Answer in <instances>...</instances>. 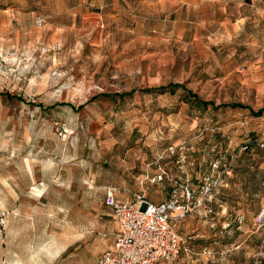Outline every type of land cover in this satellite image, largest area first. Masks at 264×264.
<instances>
[{"label":"rangeland","instance_id":"rangeland-1","mask_svg":"<svg viewBox=\"0 0 264 264\" xmlns=\"http://www.w3.org/2000/svg\"><path fill=\"white\" fill-rule=\"evenodd\" d=\"M260 109L264 0H0V166L7 145L43 160L24 180L35 226L0 231V264H38L27 242L71 227L73 264H96L114 240L106 187L165 200L216 160L230 173L211 211L173 212L181 250L156 264H264Z\"/></svg>","mask_w":264,"mask_h":264},{"label":"built area","instance_id":"built-area-1","mask_svg":"<svg viewBox=\"0 0 264 264\" xmlns=\"http://www.w3.org/2000/svg\"><path fill=\"white\" fill-rule=\"evenodd\" d=\"M63 135L68 133L63 125ZM176 148L166 149L174 154ZM184 162V155L179 154ZM229 167L221 166L220 160L211 164V172L200 177L198 184L188 183L171 189L169 197L154 202L144 194H134L128 200L117 198L119 190L114 186L105 189L104 204L110 209L116 223V237L113 245L104 250L97 264H156L160 260L175 258L180 250V241L172 220L173 212L185 216L191 208H207L211 211L213 198L226 184ZM162 175L154 176L151 181H159ZM7 209L0 207V228L7 221ZM264 219V210L256 216L257 221Z\"/></svg>","mask_w":264,"mask_h":264},{"label":"crops","instance_id":"crops-1","mask_svg":"<svg viewBox=\"0 0 264 264\" xmlns=\"http://www.w3.org/2000/svg\"><path fill=\"white\" fill-rule=\"evenodd\" d=\"M18 151L14 147L10 148L7 145V153L4 160L5 164L4 167L0 166V177L2 176L1 171L4 168L6 177V189L12 198L11 206H9V208L7 209L8 215L6 225L2 229L0 228L2 234L1 241L5 242L11 241L12 239H15L19 236L17 233L14 234V232H11L16 220L19 221L21 218L22 220H24L25 218V225L35 226L33 221L31 220L33 214H25L22 212V210L27 209L25 203L22 200L25 190H28L26 189L27 186L25 185L24 180L28 174L31 182L34 183V178L32 177L31 172L34 169L39 168L40 162L43 160L39 156L34 157L32 154H28L25 148L22 149V152ZM68 189L73 190L72 182H70ZM37 190L41 193L44 192V189ZM117 198L120 200H126L124 199L126 197L121 198L120 196H117ZM40 205L47 208L46 204L42 203ZM113 234L115 240V221ZM113 242L108 248L113 245ZM26 252V257L34 256L36 254L39 258L38 264H73V228L71 227L69 229V232L61 234L59 237H57V239L56 236L49 233H46L45 238L39 242H36L35 239H31L27 242ZM97 262L98 260L96 261V264Z\"/></svg>","mask_w":264,"mask_h":264},{"label":"trees","instance_id":"trees-1","mask_svg":"<svg viewBox=\"0 0 264 264\" xmlns=\"http://www.w3.org/2000/svg\"><path fill=\"white\" fill-rule=\"evenodd\" d=\"M174 86H181L182 88H184L182 85H174ZM192 96H193V98H194L195 100H197V101L200 100L199 97H198L197 95L192 94ZM201 102H202L204 105H206V104H211V105L213 106V103L210 102V101H201ZM218 106H226V105H215V107H218ZM232 106H238V105H237V104H233ZM263 111H264V109H260L259 111L255 112V113H253V114H255V115H260V114H262Z\"/></svg>","mask_w":264,"mask_h":264}]
</instances>
